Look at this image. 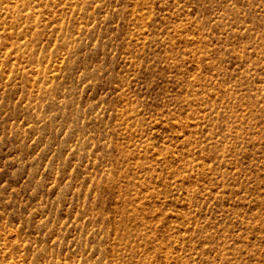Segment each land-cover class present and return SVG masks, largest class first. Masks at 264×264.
<instances>
[{
	"label": "rangeland",
	"instance_id": "374dc122",
	"mask_svg": "<svg viewBox=\"0 0 264 264\" xmlns=\"http://www.w3.org/2000/svg\"><path fill=\"white\" fill-rule=\"evenodd\" d=\"M0 264H264V0H0Z\"/></svg>",
	"mask_w": 264,
	"mask_h": 264
}]
</instances>
